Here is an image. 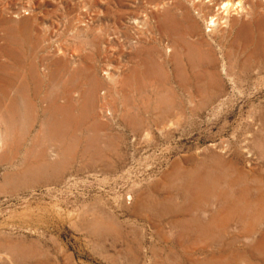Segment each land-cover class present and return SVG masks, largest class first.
Masks as SVG:
<instances>
[{"label": "rangeland", "instance_id": "1", "mask_svg": "<svg viewBox=\"0 0 264 264\" xmlns=\"http://www.w3.org/2000/svg\"><path fill=\"white\" fill-rule=\"evenodd\" d=\"M0 142V264H264V0H0Z\"/></svg>", "mask_w": 264, "mask_h": 264}, {"label": "bare ground", "instance_id": "2", "mask_svg": "<svg viewBox=\"0 0 264 264\" xmlns=\"http://www.w3.org/2000/svg\"><path fill=\"white\" fill-rule=\"evenodd\" d=\"M226 6H229V5H226ZM226 8V7H225ZM228 9L226 8V11H227ZM213 22H215V21H213ZM214 25H215V23H213ZM1 143V142H0ZM1 145V144H0Z\"/></svg>", "mask_w": 264, "mask_h": 264}]
</instances>
